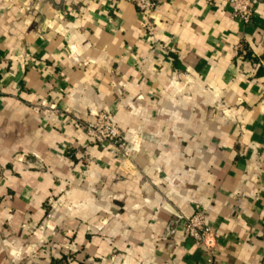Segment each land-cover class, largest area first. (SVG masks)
Listing matches in <instances>:
<instances>
[{
    "label": "crops",
    "instance_id": "crops-1",
    "mask_svg": "<svg viewBox=\"0 0 264 264\" xmlns=\"http://www.w3.org/2000/svg\"><path fill=\"white\" fill-rule=\"evenodd\" d=\"M159 1L0 0V264H264V0ZM196 207L211 254L164 237Z\"/></svg>",
    "mask_w": 264,
    "mask_h": 264
},
{
    "label": "built area",
    "instance_id": "built-area-1",
    "mask_svg": "<svg viewBox=\"0 0 264 264\" xmlns=\"http://www.w3.org/2000/svg\"><path fill=\"white\" fill-rule=\"evenodd\" d=\"M138 12L152 18L160 6L159 0H126ZM232 11V16L244 24L251 22L253 15V2L251 0H226ZM241 53V55H239ZM241 47L236 49V55L242 59ZM91 121L84 127L87 138L101 148L110 147L115 155L129 158L134 148V142L126 140V135L115 124L111 116L105 111H89ZM178 233L191 239L196 246L211 254L215 246L212 228L201 208L196 207L190 216L176 213L167 223L164 237L173 238Z\"/></svg>",
    "mask_w": 264,
    "mask_h": 264
}]
</instances>
